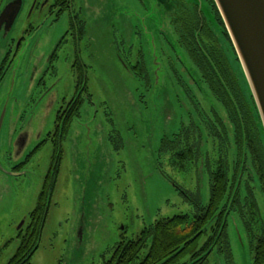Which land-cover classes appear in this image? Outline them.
<instances>
[{
    "label": "rangeland",
    "instance_id": "rangeland-1",
    "mask_svg": "<svg viewBox=\"0 0 264 264\" xmlns=\"http://www.w3.org/2000/svg\"><path fill=\"white\" fill-rule=\"evenodd\" d=\"M29 1L25 0L11 34L38 22L35 13L28 18ZM165 3L78 0L76 12L86 27L82 39L68 34L70 17L65 13L58 21L50 18L22 46L4 86L9 109L0 141L4 169L0 170V264H7L18 250L19 228L36 207L52 158V147L45 145L26 165L25 175L13 178L5 169L7 147L16 153L19 136L14 132L29 127L39 131L31 133L24 155L29 154L36 147V134L54 129L58 110L77 92L73 69L77 55L87 67L91 101L85 98L81 116L71 127L40 246L30 263L104 264L118 242L135 240L159 219L190 213L192 205L183 200L173 181L190 192L200 189L202 203L208 204L207 171L200 166L181 172L170 165L168 153L159 151L162 139L183 125L194 122L207 135L205 120L212 118L211 109L224 111L176 44ZM203 10L215 25L212 12ZM220 42L249 94L255 126L264 140L237 53L230 43ZM139 48L146 80L134 71ZM112 127L122 132L119 153L107 141ZM228 223L235 264H253L242 222L231 214ZM210 256L207 264H226L224 255Z\"/></svg>",
    "mask_w": 264,
    "mask_h": 264
},
{
    "label": "flooded vegetation",
    "instance_id": "flooded-vegetation-1",
    "mask_svg": "<svg viewBox=\"0 0 264 264\" xmlns=\"http://www.w3.org/2000/svg\"><path fill=\"white\" fill-rule=\"evenodd\" d=\"M16 1L0 0V16L8 5ZM77 2L78 0H31L27 5L30 8L28 18L34 13L37 14V23L29 22V26L19 34H14L16 31L11 34L12 29L5 30V26L0 29V141L9 109L5 103L7 96L4 86L14 59L20 54L22 46L28 41L27 39L40 31L50 18L52 21H58L65 13H68L70 17L68 34L75 35L78 40L82 39L86 27L85 22L79 18L76 12ZM165 2L166 11L170 12L169 22L177 38L176 44L188 55L201 75V79L208 86L211 96L224 110L220 113L211 109L212 118L206 117L205 120L207 135H204L202 128L193 122L183 125L171 137L165 136L162 139L159 151L162 155L169 154L168 160L171 166L184 173L189 167L198 170L200 166L204 171H207L210 181V197L212 183L218 170V173H223L227 183L226 194L217 212L218 226H215L214 229L209 227L208 230L200 234L201 239L197 244V249L194 254L187 256L182 264H207L210 255L214 252L224 255L226 264H235L228 233V221L231 214L237 215L244 226L254 261L256 243L264 236V144L262 141V144L257 141L260 132L255 126L249 94L244 93L241 81L230 63L226 47L220 40L230 43L233 47L232 42L213 0H165ZM24 6L25 0H22L21 8ZM204 7L212 12L215 25L208 21L207 14L203 10ZM166 45L168 47V44ZM136 56H138V61L134 67L135 74L146 80L147 70L144 67L141 48L137 49ZM76 57L73 69L77 73V92L74 98L58 110L54 129L47 131L45 135L42 134V131L36 134V147L26 154L27 156L24 154L33 138L31 133L39 132L37 130L32 131L28 127L14 132L19 136L15 145L16 153L13 152L12 140L10 144L12 150L7 147V151L9 150L8 165L5 169L7 174L13 178L25 175L26 165L45 145L52 147L50 168L37 197L36 207L29 214L28 220L21 224L19 234L28 228L31 216L40 203V195L46 190H48L47 211L49 212L65 159L71 127L76 118L81 116L80 111L85 98L87 97L91 101L87 67L78 55ZM42 83L45 84L44 81ZM121 135L122 132L117 131L114 127L109 129L107 141L117 153H119L117 141L122 140ZM0 170L4 172L1 166ZM173 183L183 200L193 207L187 214L197 215V212L208 206L209 201L208 204L202 203L200 189L194 193L184 190L174 181ZM124 242L128 241L124 240L115 244L112 254L116 250L115 248Z\"/></svg>",
    "mask_w": 264,
    "mask_h": 264
},
{
    "label": "trees",
    "instance_id": "trees-1",
    "mask_svg": "<svg viewBox=\"0 0 264 264\" xmlns=\"http://www.w3.org/2000/svg\"><path fill=\"white\" fill-rule=\"evenodd\" d=\"M262 139L260 134L258 143H261ZM218 172L219 170L215 173L216 178L212 183V193L207 207L197 212V215L177 214L155 221L135 240L117 246L104 264H182L187 256L194 254L201 239L200 234L209 227L214 229L219 224L217 212L226 194L227 183L223 173ZM47 191L40 195V203L31 216L28 228L19 234L18 250L7 264H31L33 256L39 249L42 230L47 221L49 205ZM146 248L147 252L142 256ZM254 254L253 264H264V236L256 243Z\"/></svg>",
    "mask_w": 264,
    "mask_h": 264
},
{
    "label": "water",
    "instance_id": "water-1",
    "mask_svg": "<svg viewBox=\"0 0 264 264\" xmlns=\"http://www.w3.org/2000/svg\"><path fill=\"white\" fill-rule=\"evenodd\" d=\"M214 3L237 53L264 136V0H214ZM21 6L22 0L7 6L0 16V29L13 28Z\"/></svg>",
    "mask_w": 264,
    "mask_h": 264
}]
</instances>
